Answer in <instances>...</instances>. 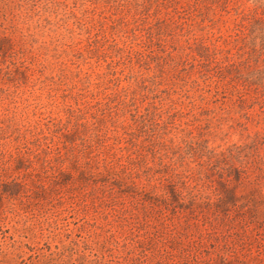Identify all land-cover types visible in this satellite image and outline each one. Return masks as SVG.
<instances>
[{
  "label": "clouds",
  "instance_id": "1",
  "mask_svg": "<svg viewBox=\"0 0 264 264\" xmlns=\"http://www.w3.org/2000/svg\"><path fill=\"white\" fill-rule=\"evenodd\" d=\"M5 38L0 181L22 187L0 192V264H264V230L246 225L251 243H232L206 178L229 159L244 170L237 194L264 196V0H0ZM18 155L30 167L13 170ZM59 171L70 179L53 184ZM167 183L209 206L177 237L196 242L187 252L166 243L186 210L143 199ZM154 231V248L136 246Z\"/></svg>",
  "mask_w": 264,
  "mask_h": 264
},
{
  "label": "rangeland",
  "instance_id": "2",
  "mask_svg": "<svg viewBox=\"0 0 264 264\" xmlns=\"http://www.w3.org/2000/svg\"><path fill=\"white\" fill-rule=\"evenodd\" d=\"M161 22H157L158 25ZM9 45L7 43L6 38L0 39V61H2L3 57L8 54L7 49ZM157 47L159 45L157 44ZM196 51L198 54H203V49L200 48L199 45L196 47ZM150 59H156L155 57H150ZM14 72H18V70L14 69ZM227 71V70H226ZM238 107L243 105V101L238 98ZM81 130H83V126H81ZM143 125L141 124L138 127L137 131H142ZM129 135H132L131 133ZM63 140L71 144L75 139L78 138V130L73 128L67 133H62ZM258 142V141H257ZM64 145L62 144V147ZM248 149H254L255 143H249L244 146ZM243 149L239 150L242 151ZM150 151V149H149ZM247 155V153H245ZM235 159L236 157H232ZM31 162L27 161L25 158L21 156H17L13 162V170H23L30 167ZM71 167H75L74 161L70 163ZM244 170L239 168L231 163L229 159L224 160H214L212 164L208 168V172L206 173V178L210 176H214V184L215 191L218 194L217 199L212 204V212L210 213L214 220L217 221V226L224 228V232L227 233L231 238V242L236 244L237 246L243 248L247 244L251 243L248 234L244 232V228L246 225H253V231L259 229L264 230V196H262L259 192V188L252 186L248 187L247 191H243L237 194V188L241 185V174ZM0 175H7L2 169H0ZM80 176L83 177V173H80ZM259 174L257 179H259ZM68 179H70V174L67 172L59 171L57 173V178H54L53 184H62L65 183ZM103 180L104 178L101 177ZM114 184H117V181H113ZM22 185H20L15 179L0 181V192H6L8 194H15ZM37 187H39L37 185ZM166 194V198H165ZM34 196H42V192H34ZM143 199L149 201L152 204L162 205L168 209L169 215H174L175 210L180 208L185 211V215L183 217L184 223L181 225L180 231L174 237H169L166 240L167 247L169 249L180 248L181 252H187L190 247L196 244V242H192L191 245H184L182 248L181 240L177 237L184 235L187 237V230L190 227H195V225H189L188 220H194L196 218V213L199 212L202 220H206L207 217L204 214L208 209V204L204 203L203 205L197 204L195 209H193V202L189 200L187 203L182 204L178 201V193L175 190V185L173 183H167L164 185V194L159 197L152 196L148 193H145ZM239 201V203H237ZM243 210V211H241ZM232 215L229 217V213ZM235 222V223H233ZM233 229L230 233L228 229ZM257 235H260V232H256ZM67 235V234H66ZM158 235H162V233H158L157 231L153 232V235L149 237L146 241L141 242L137 241L136 246L138 248H154L155 241L153 237H158ZM223 239L224 237H220ZM212 239H217L216 236H212ZM214 245L209 243L207 248H203L204 255H208V249L212 248ZM47 247V244L44 245ZM86 247V245H85ZM103 247V245H101ZM179 255V253H178ZM31 259V257H29ZM188 257H184L181 260V264H188ZM192 261H195V256L191 257ZM78 261H82L83 257H77ZM154 264H160L159 260H156ZM203 264H208L207 261H204ZM213 264H244L243 261H236L234 257L232 260H225L223 257L217 255Z\"/></svg>",
  "mask_w": 264,
  "mask_h": 264
}]
</instances>
